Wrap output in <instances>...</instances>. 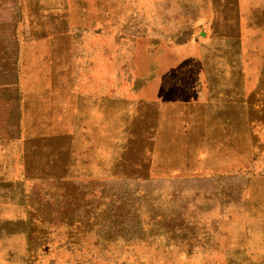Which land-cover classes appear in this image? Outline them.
I'll return each mask as SVG.
<instances>
[{
  "label": "rangeland",
  "instance_id": "374dc122",
  "mask_svg": "<svg viewBox=\"0 0 264 264\" xmlns=\"http://www.w3.org/2000/svg\"><path fill=\"white\" fill-rule=\"evenodd\" d=\"M0 264H264V0H0Z\"/></svg>",
  "mask_w": 264,
  "mask_h": 264
},
{
  "label": "trees",
  "instance_id": "16d2710c",
  "mask_svg": "<svg viewBox=\"0 0 264 264\" xmlns=\"http://www.w3.org/2000/svg\"><path fill=\"white\" fill-rule=\"evenodd\" d=\"M134 207V209H133V212L135 213V222H134V225H135V231H137L138 233H140L141 231H140V227L141 226H139L138 225V220H139V215H138V210H137V206H133ZM137 238L136 237H134L133 238V240H131V241H135ZM129 241V240H128Z\"/></svg>",
  "mask_w": 264,
  "mask_h": 264
},
{
  "label": "water",
  "instance_id": "95a60500",
  "mask_svg": "<svg viewBox=\"0 0 264 264\" xmlns=\"http://www.w3.org/2000/svg\"><path fill=\"white\" fill-rule=\"evenodd\" d=\"M250 129L253 131V127H252V126H250ZM145 163H147L146 166H149V163H148V162H145ZM138 225H139V226L142 225V220H141V219L138 220Z\"/></svg>",
  "mask_w": 264,
  "mask_h": 264
},
{
  "label": "crops",
  "instance_id": "0c3cea01",
  "mask_svg": "<svg viewBox=\"0 0 264 264\" xmlns=\"http://www.w3.org/2000/svg\"><path fill=\"white\" fill-rule=\"evenodd\" d=\"M10 84H11L10 86H13V85H12L13 83H10Z\"/></svg>",
  "mask_w": 264,
  "mask_h": 264
}]
</instances>
